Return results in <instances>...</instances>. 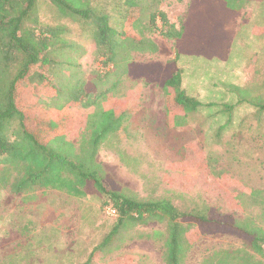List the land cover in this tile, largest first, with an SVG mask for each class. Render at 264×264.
Returning a JSON list of instances; mask_svg holds the SVG:
<instances>
[{
  "label": "rangeland",
  "instance_id": "obj_1",
  "mask_svg": "<svg viewBox=\"0 0 264 264\" xmlns=\"http://www.w3.org/2000/svg\"><path fill=\"white\" fill-rule=\"evenodd\" d=\"M141 1L143 8L135 18L137 29L132 24L131 31L137 35L140 30L156 43L158 52L127 49L125 56L140 64H165L175 58V49L160 31V18L159 31L151 34L141 23L148 22L151 13L162 12L179 26L189 1ZM93 2L111 15L114 28L129 31L126 0ZM34 16L44 26H60L73 34L67 39L75 43L77 50L59 55L66 61L58 71L60 82L70 76L72 83L91 81L92 72L102 71L103 58L82 24L61 17L48 1L37 4ZM184 57L178 62L183 87L202 104L199 110L186 117L182 128L172 129L178 121L168 120L163 90L156 84L146 85L124 76L121 96L135 101L133 109L138 113L134 126L121 130L116 143L125 151L126 162L109 147L100 150L97 161L111 177L112 187L122 193L140 200L165 197L177 206L201 198L223 215L239 219L252 216L264 228V216L249 196L252 189L264 190V0H250L239 13L225 57ZM30 99V93L22 95L29 113L35 109ZM77 118L78 130L69 134L63 129L69 120L59 122L53 134L47 129L46 145L59 153L70 142L79 145L80 129L87 125L80 115ZM45 119L33 122V128H44ZM3 169L0 163V264H164V242L143 236L154 231L164 233V225L127 223L108 245L101 247L118 225L117 215L109 212L111 205H103V200L93 196L77 199L49 189L18 193L3 178ZM215 171H223L233 179L229 189L235 198L220 191L224 183H213ZM246 247L244 240L236 236L203 235L184 264H202L216 251Z\"/></svg>",
  "mask_w": 264,
  "mask_h": 264
},
{
  "label": "trees",
  "instance_id": "obj_2",
  "mask_svg": "<svg viewBox=\"0 0 264 264\" xmlns=\"http://www.w3.org/2000/svg\"><path fill=\"white\" fill-rule=\"evenodd\" d=\"M41 1L54 5L61 17L82 24L85 34L93 39L103 58V69L92 72L91 81L72 83L70 76L60 82L58 71L66 61L59 55L76 51L77 47L68 42L67 37L73 38V34L66 28L44 26L34 16ZM249 1L189 0L186 17L179 26L162 12L151 13L149 21L141 25L154 33L159 31L160 18V31L173 42L175 58L165 64H140L127 59V49L158 52L156 43L140 30L137 35L131 31L143 8L141 0H126L129 31L114 28L111 15L100 11L93 0H0V163L11 189L18 193L49 189L77 199L93 196L103 200V205H111L118 225L101 247L108 245L127 223L158 222L164 225V233L154 231L143 236L164 242V264H184L198 240L214 233L239 237L247 247L216 251L202 264H264V228L254 217L223 215L201 198L183 206L165 197L140 200L113 188L111 177L97 161L100 150L109 147L126 162L125 151L116 143L121 130L134 126L138 113L133 109L136 102L121 96L122 77L162 89L168 120L178 121V126L171 128H182L186 117L202 104L184 89L179 60L194 54L225 57L236 19ZM24 93H30L31 106L35 107L31 113L23 106ZM78 115L87 125L80 129L79 145L70 142L60 153L46 145L48 131L53 134L62 120L70 122L63 126L64 133L78 130ZM42 118H46V129L33 128V122ZM215 173L213 183H224L220 191L235 198L229 189L233 179L223 171ZM249 196L264 216V190L252 189Z\"/></svg>",
  "mask_w": 264,
  "mask_h": 264
},
{
  "label": "built area",
  "instance_id": "obj_3",
  "mask_svg": "<svg viewBox=\"0 0 264 264\" xmlns=\"http://www.w3.org/2000/svg\"><path fill=\"white\" fill-rule=\"evenodd\" d=\"M109 212L112 214V215H117L116 211L114 209H110Z\"/></svg>",
  "mask_w": 264,
  "mask_h": 264
},
{
  "label": "crops",
  "instance_id": "obj_4",
  "mask_svg": "<svg viewBox=\"0 0 264 264\" xmlns=\"http://www.w3.org/2000/svg\"><path fill=\"white\" fill-rule=\"evenodd\" d=\"M188 1H189V0H188ZM188 5H189V3H188ZM187 9H188V7H187ZM186 14H187V11H186ZM185 17H186V15H185ZM184 19H185V18H184ZM236 22H237V19H236ZM232 41H233V40H232ZM231 43H232V42H231ZM230 45H231V44H230ZM229 47H231V46H229ZM182 58H185V57H182ZM182 58H181V59H182ZM181 59H180V60H181Z\"/></svg>",
  "mask_w": 264,
  "mask_h": 264
}]
</instances>
